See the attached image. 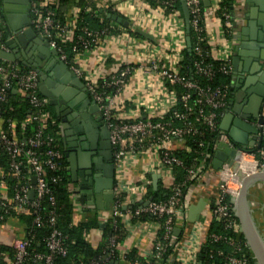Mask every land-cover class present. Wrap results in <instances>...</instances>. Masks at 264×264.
Listing matches in <instances>:
<instances>
[{
    "label": "built area",
    "instance_id": "1",
    "mask_svg": "<svg viewBox=\"0 0 264 264\" xmlns=\"http://www.w3.org/2000/svg\"><path fill=\"white\" fill-rule=\"evenodd\" d=\"M93 1L97 8L112 6L128 21L131 30L138 28L136 24L138 25L140 10L135 9V4L138 2L144 3V0ZM208 1L212 4V13L214 14V10L217 6L216 4L220 0ZM56 2L57 0H43L38 9H32L31 7L30 16L32 28L48 42L50 47L57 51L60 60L82 80L90 99L100 110L109 127L110 143L114 149L116 172L113 202L110 204L107 211L101 212L98 216L99 222L103 224L109 218H115L119 220V224L127 231V228L133 223V217L150 215L162 219L163 225L150 221H136L135 224L145 228L153 227L154 234H156L162 226L163 240L168 242V246H172V253L165 264H198L197 252H200L203 245L207 244V242L223 243L233 247L232 252L224 256L222 264H250V257H248L237 244L241 231L238 222L235 221L236 218L232 200L237 196L240 186L236 184V179L233 183L230 180L231 177L236 176L231 166H229V164H223L218 171L210 170V167L207 168L222 185H220L219 192L210 205H205L204 213L202 214L204 219L203 227H201L199 223L196 225L187 221L188 202L186 200V197L190 193V190L194 188L195 184L202 181V169L199 168L196 169V171H188L187 180L193 184L190 186L187 193L184 194L182 189L173 183L171 171L168 167L170 165L181 166V162L172 155V152L175 150L173 144L175 141H181L183 143L185 136L196 132L189 126L186 120L193 113L194 107L197 106L199 107L198 114L204 120L207 131L209 133L218 134L216 141L218 143H225L229 148L235 147L227 137L219 132L216 111L223 110L225 107V101L221 100L225 96L224 92L218 88L207 89L203 99L196 98V100L191 103L190 91H196V85L190 81H186L184 77H180L175 64L169 66L163 65L160 67L158 64L161 63V60L159 56L157 57L155 55H152V58L150 57L148 64L139 73L143 75L146 80L148 79L150 81H146L143 85L135 83L134 74L137 70H134L133 63L124 62L109 76L104 77H102V75H93L92 73L86 72L81 67H76L77 61H80V59L83 61L89 58L95 47L100 45L106 38H108V42L112 46H109L107 49V55H109V57H115L118 49L121 48H123L125 57L133 56L137 44L134 38L122 28L116 29L118 31L116 36H106L104 39H100L96 36V33L83 29V32L88 38L81 42L84 53L79 60H75L74 67L68 65L65 54L56 47L51 35V31L56 28L53 20ZM73 2L75 3L76 1L74 0ZM201 3L202 0H185L186 6L191 8L193 17L192 27L197 30L201 29L197 26L198 17L202 15ZM124 5H126L127 8L129 7L130 10L133 9L135 12L132 11V13L127 16L123 9ZM159 9L162 11L163 16L169 20L170 36L176 39L172 40L171 44L173 45V49L169 51V54L174 53L175 57L177 55L179 56L186 48L184 42V23L179 13L173 12L170 15H164L163 8L160 7ZM86 12H91V10L86 9ZM209 12L211 13V11ZM80 13L81 9L74 7L73 4L70 6L63 26V37L65 40L70 41L73 38L76 22ZM224 18L228 20L226 15ZM229 20H231L229 24L230 27L234 28L235 16L232 15V13L229 16ZM217 21L219 23L220 36L218 39L214 40L207 39V43L212 59L223 64L219 70L224 75L231 77L232 69L230 58L232 56L234 41L232 39H227L220 20L217 19ZM1 39L2 35L0 32V51H4V44L1 43ZM145 46L146 44L144 47ZM195 68L204 76H209L211 74V69L208 67H200L199 64H196ZM19 69L17 62L12 63L0 59V102L4 101L5 93L10 89L15 90V92L20 95L26 94L30 106L37 110L34 111L33 115H31L27 121V124L34 123L36 125V135L33 138H29L21 145L17 142L15 136L10 134L7 130L5 131L0 128V143L12 159L19 154L25 156V163L31 169L29 173L32 172V176L36 177L35 190L37 196H40L45 192V186L41 178L42 168L33 150L41 145L48 146L52 141L50 136L44 133L47 129L49 114L46 111L42 112L39 110V108L48 104V101L43 97H38L37 73L33 70L27 73H21ZM152 74L157 76L159 80L157 84L154 82V79L153 81L150 80L153 78ZM128 78L129 80L133 79V84L131 80H126ZM99 81L103 82L105 88L114 87L113 92L104 95L98 91L96 87ZM167 81L182 84L183 88L186 89L180 102L177 100L175 93L168 91L166 88L165 84ZM154 86H156L155 90ZM198 91L200 94L202 93V90L199 89ZM118 106H125L127 110L119 111L112 116L111 113L114 111V108ZM201 106L210 108L211 111L204 112V108ZM173 110H175V112H172L170 120L166 122L163 121V118ZM111 118L119 120L120 124L111 122ZM173 120L178 121L180 124L178 126H173L171 123ZM11 126H13V123H10L8 128H11ZM159 128H161V132L155 134ZM258 128L260 130L259 137L264 136V124L258 125ZM128 136L147 139V150H136L134 147L127 144H123L119 148L124 137ZM24 146L27 147L25 150H23ZM46 155L48 159L45 164L50 168H54L55 165L52 163V160L58 158L59 154L49 150ZM243 157H249L251 159L254 163L256 172L258 171L257 168L261 170L264 168V151L260 150L257 154H253L248 150L241 151L239 159ZM239 162L240 160H237L238 166L240 164ZM18 165L17 163H12L11 168L16 171ZM138 166L139 170L136 171ZM226 173H229L230 177H226V180L223 181V176ZM152 175L159 176L158 181L162 182L163 188L167 191L165 202L154 201L153 199L148 201L147 190L151 184L148 177ZM231 185L235 186L236 189L231 188ZM30 190H33L30 186L24 189L21 197L16 195L14 201L26 204V194L29 193L28 191ZM211 204L213 205L211 206ZM133 205H137V207L132 212L130 206ZM0 206L5 207L6 205L0 202ZM178 222L183 227L182 238L174 240L175 228ZM212 222L220 224L223 233H212L208 235V229ZM36 223H38L37 219ZM2 226L4 225H0V228ZM117 226L118 224L114 222L113 228L115 229ZM229 234L233 235L235 239H232ZM93 235L100 238V232L93 231L88 238L89 242ZM60 237L61 235L59 232L53 231L47 240V246L50 252L64 256L66 254V249ZM26 246L27 243L22 237L12 243L11 247L14 248L16 252L13 264H21L25 256ZM127 252L128 251H122V258ZM50 259V256H47L44 264H51Z\"/></svg>",
    "mask_w": 264,
    "mask_h": 264
},
{
    "label": "trees",
    "instance_id": "2",
    "mask_svg": "<svg viewBox=\"0 0 264 264\" xmlns=\"http://www.w3.org/2000/svg\"><path fill=\"white\" fill-rule=\"evenodd\" d=\"M42 1L32 0V9H38ZM73 1L57 0L53 17L56 28L51 31L52 40L55 42L56 47L65 54L68 65L74 67L75 60H79L84 53L81 42L88 38L83 32V29L96 33V36L104 39L106 36H116L118 34L116 29L122 28L131 37L144 40L143 37L135 34L130 27L123 28L111 20L112 16L122 17L112 6L97 8L93 0H75V3ZM204 1L202 0L201 3L202 15L198 17L197 23L198 28H201L200 30L192 27L193 17L191 8L186 6L189 22L188 32L185 33V37L189 38L190 46L181 52V61L177 64L178 75L184 77L186 81L194 83L197 87L196 91H190L191 103L196 98L203 99L207 89L215 88L221 89L224 92L225 96L221 100L226 103L230 96L231 77L224 75L219 70L223 66L222 63L212 59L205 34L203 11L206 8ZM233 1L220 0L214 10V17L220 20L225 36L229 40L233 38L234 33V28L229 25L231 23V20H229L231 14L230 5ZM144 3L148 6V10L163 8L164 15L177 12L183 21L179 0H144ZM72 4L74 7L81 9V13L76 22L73 38L67 41L63 37V26L68 9ZM86 9H90L91 12H86ZM225 15L228 17V20L224 18ZM123 20L125 19L123 18ZM0 32L2 35L1 43L4 44L5 34L1 27V21ZM196 64H199L200 67H208L211 69V74L209 76L200 74L195 68ZM158 65L162 67L164 64L161 62ZM18 66L21 73H27L32 70L31 68L24 67L20 63H18ZM126 80L129 81V78ZM165 85L168 91L175 93L177 100L180 102L182 95L186 92L183 85L171 81H167ZM96 88L104 95L110 94L114 90V87L105 88L102 81L97 83ZM199 89L202 90L201 94L198 91ZM38 97L42 98L40 94H38ZM201 107L204 108V112L211 111L210 108L205 106ZM198 109V106L194 107L193 113L186 120L189 126L196 132L184 137V149H176L172 152V155L181 162V166H168L171 171L173 183L181 188L184 194L187 193L193 184L187 180L188 171H196V169L201 168L203 173V170L210 166L218 137L217 133H209L207 131L204 120L198 114ZM39 110L42 112L46 111L49 114L47 129L44 133L48 134L52 139L48 146L41 145L33 150L42 168L41 178L45 186L44 193L37 196L35 190L36 184H30L33 173H29L31 169L25 163V156L19 154L12 159L0 143V202L6 205L5 207L0 206V225L14 220L22 228V239L26 241L27 246L21 264H44L47 256H50L51 264H110L111 261L113 262L112 264H165L172 253V246H168V242L163 240L162 226L155 235L153 247L149 255L142 256L136 250L132 249L122 258L123 242L127 234L126 229L119 224V220L109 218L105 223L101 224L98 215L92 212L82 221L74 222L75 211L71 193L72 182L68 170L67 158L65 157L66 148L60 133L59 121L50 114L48 104H45ZM123 110H127V107H115L111 115L113 116V114L115 115L117 112ZM34 111L37 110L30 106L26 94L20 95L15 90L10 89L5 93L4 101L0 102V128L5 131L7 130L16 137L19 144L23 145L26 140L36 135V125L34 123L27 124L28 118L33 115ZM221 111L223 110L216 111L218 125ZM172 112H175V110L169 112L163 118V121L170 120ZM110 121L115 124H120L119 120L114 118H111ZM10 123H13V126L8 128ZM171 123L173 126L180 124L176 120L171 121ZM160 132L161 128L154 133L159 134ZM123 144H127L141 151H146L148 148L147 139L133 138L132 136L124 137L119 148ZM25 148L27 147L24 146L23 150ZM49 150L59 154L58 158L52 160V163L55 165L54 168H50L45 164L48 159L46 153ZM247 150L253 154H257L260 150L264 151V141L260 140L258 147L256 145ZM12 163L19 164L16 171L11 168ZM148 178L151 182L152 177L149 176ZM29 186L33 188V198L31 200L28 199L27 193L25 199L26 204L15 202L14 197L16 195L21 197L22 191ZM149 197H152L154 201L165 202L167 191L163 188L162 182L157 184L156 190L153 189L152 183L149 185L147 198ZM136 207L137 205L130 206L132 212ZM36 219L38 223H36ZM136 221H150L163 225L162 219L150 215L133 217L132 222L135 223ZM235 221L238 222L237 219ZM114 222L118 224L115 229L113 228ZM53 231H57L61 235V242L66 249L64 256L52 253L48 249L47 240ZM93 231L100 232V238L96 245L90 243L88 240ZM212 233H223L221 225L212 222L207 234L210 235ZM229 236L235 239L233 235L229 234ZM178 239L179 236L174 237V240ZM238 240L237 244L249 257V252L242 235L239 236ZM232 248V246L223 243L207 242L201 248L199 252L201 257L198 260L201 264H222L224 256L230 254ZM15 255L14 248L7 245H0V264H13ZM250 264H254L251 259Z\"/></svg>",
    "mask_w": 264,
    "mask_h": 264
},
{
    "label": "water",
    "instance_id": "3",
    "mask_svg": "<svg viewBox=\"0 0 264 264\" xmlns=\"http://www.w3.org/2000/svg\"><path fill=\"white\" fill-rule=\"evenodd\" d=\"M179 1L184 30L187 33L189 22L188 10L185 0ZM19 2L22 4L20 9L14 11L0 10L1 27L5 34L4 44L11 52L0 51V59L12 63H21L24 67L35 71L38 76V92L43 98L47 99L48 105L55 109V117L62 123L68 121L75 134L79 132L83 134L81 137H73L72 140H70L71 136H67L68 134L64 135L67 139L65 143L68 151L65 157L67 159L70 158L69 151L76 149L74 156L79 158L76 167L71 165L72 167L68 168L71 182L74 185L76 184L78 188L72 192V195L78 196L76 202L79 204H86L89 200L87 205H93L95 202L97 209L107 211L113 202L112 172L108 175V181L97 180L98 178L101 179L104 174L98 173L101 169L95 165L96 161L92 158V154H86L89 150V144L86 141L90 142L88 135L90 130L86 124H83L81 129L76 127V123L79 122L78 118L83 119L85 117L87 121L89 120L93 123L95 131H91V134L97 136L100 123L94 124L95 121L93 120L97 106L89 99L82 80L60 60L57 51L50 48L48 42L32 28L30 0H19ZM249 3L254 4L259 9L260 4L258 0H249ZM204 5L208 6L209 4L207 1H204ZM258 9L251 8L248 11L245 17V26L241 28L238 35L233 36L232 40L237 39L239 44L233 46L232 55L235 58H243L244 56L248 58L250 53L244 50L248 51L252 48L261 49L262 52L258 53V57L250 70V73L256 70L259 75L264 70V45L261 43L262 36H256V29H260L259 34L263 35L264 28L261 25L260 19L258 17L254 18L251 15L254 12L261 13V9ZM233 11V3H231L230 12L233 13ZM111 20L123 28L130 27L128 21L123 20L121 17L112 16ZM133 32L144 39H151L148 34L138 28H135ZM185 46L186 49L190 46L188 37H185ZM50 56H52V59H50ZM235 58L232 62L233 66L235 65ZM236 81L237 83L232 86L233 89L225 110L224 124L220 127L226 134L225 137L235 147L229 148L225 143L219 142L218 148L211 160V166L214 171H218L223 164H229L233 172H235L236 177L240 179L238 194L232 200L235 218L238 221L242 237L254 264H264V218L262 217V215L264 216V206L260 208V204L264 203V168L259 172L246 175L238 169L237 165L240 152L254 147L257 141L256 136H258L259 130L253 126L252 122L256 121L258 125L263 124L264 119L260 118L259 120V117H261L260 112L264 99V74H260L259 79L253 78L250 83L248 80L247 82H242L244 79L241 76H237ZM240 84L244 86L243 89L241 88L240 93L237 94ZM73 111L77 113L74 114L72 113ZM68 115L75 121L69 117L66 118ZM105 132L109 136L107 129ZM249 134L253 135L250 141L248 140ZM260 140L264 141V136L260 137ZM93 152L97 153V148ZM67 163L70 165V160H67ZM151 177L152 187L156 190L159 176L152 175ZM30 184H36V177L30 179ZM104 188L106 189L105 194L103 192ZM91 189L92 193H90ZM32 198L33 190H30L28 199L31 200ZM104 200L107 202L102 204ZM151 200L152 197H149L148 201ZM256 201L257 203H255ZM205 205L206 203L203 200H199L195 205H191L188 208L187 221L189 223L198 221ZM174 234H177V232L175 231Z\"/></svg>",
    "mask_w": 264,
    "mask_h": 264
},
{
    "label": "crops",
    "instance_id": "4",
    "mask_svg": "<svg viewBox=\"0 0 264 264\" xmlns=\"http://www.w3.org/2000/svg\"><path fill=\"white\" fill-rule=\"evenodd\" d=\"M30 2H31L30 4L32 5V0H30ZM207 2L209 5L205 6L206 9L204 10V15H203L205 19V34L208 40H214V39H218V37L220 36V28H219V23L217 19L214 17V14L212 13V7H211L212 4L208 0ZM21 6L22 4L19 2V0H0V10L6 9V10L14 11V10L20 9ZM233 8H234V11L232 15L235 16L233 36L235 37L236 35H238L241 28L245 26L246 24L245 17L248 14V11L251 8L257 10L258 7H256L252 3H249V0H234ZM123 9L127 16L130 15L132 11L135 12L133 9L130 10L129 7L127 8L126 5L123 6ZM135 9L140 10V15H139L140 17H139L138 25L136 24V26H138V29L148 34L151 37L150 40H147V39L139 40V39L134 38L135 43L137 44V48H135V52L133 56L125 57V55L123 54V48H121V49H118L115 57H109V55H107V49L109 46L110 47L112 46L108 42V38H106L103 40V42L100 45L95 47L94 51L92 52L89 58L83 61L82 59H80V61H77L76 67H81L83 70H85L88 73H92L93 75H97V76L102 75V77H104V76H109L112 72L118 69L119 66L122 65L124 62L133 63L134 70H137L134 74L135 83L139 85H143L146 83V81L147 82L149 81L148 79L146 80L145 77L139 73L148 64L150 57L152 58V55H155L157 57L159 56V59L161 60L162 64L166 66L175 64L177 67V64L181 61L182 56H181V53L179 56L177 55L176 57L174 53L169 54V51H172L173 49L172 48L173 45L171 44L172 40L175 39L170 36V31H169L170 27H169V22H168L169 20L163 16L162 11L159 8H156L154 10H148V6L145 3L138 2L137 4H135ZM209 11H211V13ZM184 42H185V30H184ZM145 44L146 46L144 47ZM238 44H239V41L237 39L236 40L234 39V46ZM116 47H120V46H116ZM4 48L5 50L3 52H10L5 44H4ZM244 51L246 52L247 50H244ZM234 58H235L234 55H232L230 58V65L232 69V76H231V81H230V92H229L230 94L233 89L232 86L235 83H237L236 81L237 76H241L244 79V81L242 82H245V81L247 82L248 80V82L250 83V81H252L253 78L259 79V75L264 74V70H262L259 75L256 70L250 73L251 66H250V63L248 64L247 62V56H244L243 58L241 57L235 58V65L233 66L232 62ZM50 59H52V56H50ZM152 77L153 78L150 80L153 81L154 79V82L157 84V82H159V80L157 79V76L155 74H152ZM131 83L133 84V79L131 80ZM239 86L240 88L237 90V94L240 93L241 88L243 89L244 85L240 84ZM251 86L253 87V85ZM155 89H156V86H154V90ZM229 98L230 96L228 97L225 107L223 111H221V114L219 116V132L224 136L226 134L220 129V127H222L224 124L225 110L228 105ZM49 111H50V114H52L55 117V109L49 106ZM72 113L76 114L77 112L73 111ZM260 116L261 117H259V120L260 118L264 119V99H263V105H262V109L260 112ZM68 117L71 118V116L69 115L66 118ZM71 120H74V119L71 118ZM58 121H59L60 132H61L64 142H66L67 140L64 135L68 134L67 135L68 137L71 136L70 140H72L73 137L74 138L81 137L83 135L80 132L78 134H75L68 121H65L64 123H62L60 120ZM78 121L79 122L76 123V127H79L80 129L82 128L83 124H87L86 123L87 119L85 117L83 119L78 118ZM94 124H97V123L95 122ZM252 124L256 128H258V124L256 123V121L252 122ZM259 133H260V130H259ZM259 135L260 134L256 136L257 141L255 143V146L260 141ZM252 138H253V135L249 134L248 140L250 141ZM218 144L219 143L217 142L214 147L215 151L218 148ZM173 146L175 150L176 149L182 150L184 147L181 141H175ZM73 150L71 151L70 158L67 159V160H70L71 162L70 165L68 164V168L72 166L76 167L77 161L79 162V158L74 156L76 153L75 151L76 149H73ZM69 154H70V151H69ZM208 167H210L209 168L210 170L212 169L211 163H210V166ZM209 169L203 170V173H202L203 175L201 178L202 181H199L198 183H196L194 188L190 190V193L186 197V200L188 202V208L191 205H195L199 200H203L206 203V205H210L214 197L219 192L220 182L216 179V177L212 174V172ZM138 170H139V166L137 167L136 171ZM98 180L100 179L98 178ZM158 183L159 181H157V184ZM77 189L78 188L76 184L75 185L72 184V192L76 191ZM103 192L104 194L106 193L105 188ZM90 193H92V189L90 190ZM77 197L78 196L72 195V202H73L74 211H75L74 222L82 221L87 215H90L92 212L96 213L99 216L101 212L104 211V210L102 211V210L97 209V205L95 204V202L93 205H87V203H89L88 202L89 200L86 202V204H83V205L79 204L78 202H76ZM105 202L107 201L104 200L102 204ZM203 213H204V210L201 212L199 220L191 224L197 225L199 223L200 226L203 227L204 225V219L202 217ZM127 229H128L126 231L127 235L123 242V247H124L123 251L129 252L130 250L134 249L137 251V253H139L142 256L149 255L153 247V241L156 235L153 232V227L145 228V227H141L140 225L137 226L135 223L134 224L132 223V225H130L129 228ZM175 231L177 232L175 236H179V239H181L183 227L181 226L179 222L176 224ZM21 237H22V228L19 227V225L14 220L12 221L10 220V222H7L6 224H4V226L0 228V245L11 246L15 240ZM98 241H99L98 236L93 235L90 238V243L92 244L96 245ZM199 255L200 253L197 252V259L199 258ZM198 264H199V260H198Z\"/></svg>",
    "mask_w": 264,
    "mask_h": 264
},
{
    "label": "flooded vegetation",
    "instance_id": "5",
    "mask_svg": "<svg viewBox=\"0 0 264 264\" xmlns=\"http://www.w3.org/2000/svg\"><path fill=\"white\" fill-rule=\"evenodd\" d=\"M258 2L260 4L259 9H261V13L254 12L251 15H253L254 18L258 17V19H260V21H261L262 27L264 28V0H258ZM256 31H257L256 32L257 37L262 36L261 43H262V45H264V34L263 35L259 34L260 29H258V30L256 29ZM260 51L262 52V50L259 48L258 49L252 48V49H249L248 51H246V52L250 53L249 57L247 58V62H248V64L250 63L251 68H252V65H254V63H255L254 61L257 59L258 53ZM88 97H89V95H88ZM89 99H90V97H89ZM93 120L96 123H100V125L98 126L99 131L96 134L97 136H95L94 134H91L92 133L91 131H95L93 124L89 120L86 122L87 123L86 126L90 130V132H88L90 142L86 141L89 144L88 145L89 150L87 151L86 154H88V153H90V155L92 154V158H94L96 161L95 165L99 169H101L100 172H98V173L104 174L103 177L101 176L102 178L100 180H102L103 182L108 181L109 180L108 175L112 172V178H113L112 193H113V189H114V185H115V172H116L115 171V169H116L115 165H116V163H115V157H114V149L110 143L109 127H108L105 119L103 118V116H102V114L98 108H97L96 112L94 113ZM102 127H104V128H102ZM106 129L109 131V136H107V134L105 132ZM65 148H66V143H65ZM90 148H91V150H90ZM95 148H97V153L93 152L95 150ZM66 152H67V149H66ZM69 155H71V151H70Z\"/></svg>",
    "mask_w": 264,
    "mask_h": 264
},
{
    "label": "bare ground",
    "instance_id": "6",
    "mask_svg": "<svg viewBox=\"0 0 264 264\" xmlns=\"http://www.w3.org/2000/svg\"><path fill=\"white\" fill-rule=\"evenodd\" d=\"M240 160V164H239V169L241 170V172L243 174H253V173H256V169H255V166H254V163L251 161V159L249 157H243L241 159H238V161ZM226 177H230L229 173H226L224 176H223V181L226 180ZM237 180L236 181V184L240 186V179L237 178L236 176L234 177H231L230 180L231 182L233 183L234 180Z\"/></svg>",
    "mask_w": 264,
    "mask_h": 264
},
{
    "label": "rangeland",
    "instance_id": "7",
    "mask_svg": "<svg viewBox=\"0 0 264 264\" xmlns=\"http://www.w3.org/2000/svg\"><path fill=\"white\" fill-rule=\"evenodd\" d=\"M263 165H264V164H263ZM262 167H263V166H262ZM257 169H258V171L261 170V169H259V168H257ZM258 171H257V172H258ZM231 188L236 189L235 186H233V185H231ZM263 189H264V188H263ZM263 193H264V192H263ZM255 199H256V197H255ZM255 203H257V201H256ZM252 205H254V203H252ZM263 206H264V203H261V204H260V208H262ZM261 212H262V211H261ZM262 217L264 218L263 215H262ZM263 218H262V219H263Z\"/></svg>",
    "mask_w": 264,
    "mask_h": 264
}]
</instances>
